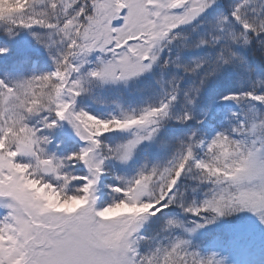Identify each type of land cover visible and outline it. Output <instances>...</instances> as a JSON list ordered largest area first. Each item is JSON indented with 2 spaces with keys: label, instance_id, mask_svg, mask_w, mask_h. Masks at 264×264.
I'll return each instance as SVG.
<instances>
[{
  "label": "snow or ice",
  "instance_id": "snow-or-ice-1",
  "mask_svg": "<svg viewBox=\"0 0 264 264\" xmlns=\"http://www.w3.org/2000/svg\"><path fill=\"white\" fill-rule=\"evenodd\" d=\"M0 264H264V0H0Z\"/></svg>",
  "mask_w": 264,
  "mask_h": 264
}]
</instances>
